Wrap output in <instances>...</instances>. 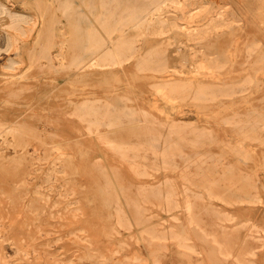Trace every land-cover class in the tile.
Here are the masks:
<instances>
[{
	"label": "rangeland",
	"instance_id": "374dc122",
	"mask_svg": "<svg viewBox=\"0 0 264 264\" xmlns=\"http://www.w3.org/2000/svg\"><path fill=\"white\" fill-rule=\"evenodd\" d=\"M55 1L0 0L7 10H0V264H264V0H172L186 9L168 2L131 33L145 53L159 47L171 69L222 65L216 89L229 96L156 104L154 81L133 63L87 78L99 84L100 98L117 96L116 110L128 115L109 134L126 145L123 160L68 116L67 76L48 73L37 33L11 29L14 18L32 20L48 2L57 10ZM118 1L130 9L159 0ZM91 2L73 0L83 29L108 1L95 0L94 16L86 11ZM58 11L60 37L69 23ZM8 36L18 45L11 59Z\"/></svg>",
	"mask_w": 264,
	"mask_h": 264
},
{
	"label": "bare ground",
	"instance_id": "6f19581e",
	"mask_svg": "<svg viewBox=\"0 0 264 264\" xmlns=\"http://www.w3.org/2000/svg\"><path fill=\"white\" fill-rule=\"evenodd\" d=\"M107 1L108 2L101 5V10H102V12L100 11L101 14L98 17L96 16V19L93 18V19H95V24H93L94 26L89 27L90 26V24H89L88 29H83L82 26H80V23H79L80 20L78 21V19L80 17L77 19L76 11H77V13H80V12H78V10L75 11L73 9V4H74L73 0H65L64 3H61V0L55 1V3L58 5L57 8H55V9L59 10L61 12L62 16L64 17V19H66L67 22L69 23V27L67 29V32H63L60 37H57V24L60 25L56 21V16H55L56 12L55 11H57V10L53 9L55 11H52V8H54V4L49 5L50 1L48 2V7L47 6H46V8L40 7L41 10H39V9L37 10L40 12H38L39 14L35 18H33L32 20H29V21L23 20L24 19L23 17H22L23 19H21V18L17 19L18 17L14 18L13 21H11L12 22L11 29L13 32H15L21 36H25V32L23 30H24L25 26L26 27L30 26L31 32L37 33V43H36L37 45L36 46H39L41 49L40 50L41 53H39V55L41 54L40 57L45 58V59H46V57H48V67H49V68H47L48 73L51 71V73L56 74L55 77L56 76H60V77L67 76V78H65V79H67V86L63 90V93H64V95L66 97V101L68 103V109H69L68 116L71 118L77 119L85 127L86 132L89 134V136L96 137L100 141L102 140L103 143L106 144L109 149H111V151L115 152L118 155H121L122 156L121 158L123 160V157L126 155V152H128L126 145L112 139L109 134L113 130L115 131V130L119 129V127H122L124 125L125 121L128 119V115L123 114V112H120V111L118 112L116 110L115 105H117L118 102H120V100H119V98H117V96L116 97L113 96L109 99L100 98L98 96V93H99L98 89L100 88L99 84H97V85H95V84L88 85L87 84V82H88L87 78H89L97 70L103 71V72H107V71L119 72L120 70H124L127 65H130L133 63L135 70L141 76L145 77V79L148 78V79L154 81L155 84L151 88H152L153 95L156 98V102H155L156 104H158L159 102H162L168 106L169 105H172V106L175 105L176 106V105H180L181 103L188 101L190 99L195 100V101H209L210 100V102H211V101H214L218 98L229 96V93L227 91L225 92V90L223 91V90L216 89L215 81L218 79V77H220V70L223 69L222 65H217V63L215 64V62H214V64L208 63L206 60L207 63L205 61H203V62H205V64L204 65L202 64L203 66H201L199 69H192V70H189L188 72L184 71L183 69H171L170 66H168L167 60L165 59V56L162 53V51L159 49V47H152V48H150V50H148L145 53L143 45L140 44L141 40L139 39V36L131 34L135 30L138 31L139 27H141V25H144V23H146L148 21L149 17L153 16L155 14V12L157 13L159 11V9H161V7L166 6L168 2H173L172 0H162V1L159 0L160 2L156 1L157 3L154 6L149 5V6H145L143 8H141V7L136 8L135 7V8H130V9H127V8L122 9V6L120 7V5H119L120 1H118V0H110V1L107 0ZM39 2H41V1H39ZM183 2H186V1H183ZM83 3H85V2H83ZM91 3L92 4L89 7L85 6V9L87 7L88 9H86V11L89 10L91 16H94V15H96L95 13H97V11H96L97 6L95 5V0H92ZM153 3H155V2L153 1ZM142 4H144V3H142ZM174 4L178 5L177 8L178 7L179 8L184 7L183 11L186 9V6H187L186 3H182L183 5H180V2L177 3L175 1L173 2V5ZM87 5H89V3ZM151 6H152V8L150 9ZM170 6H172V5L170 4ZM165 8L166 7H164V9ZM0 10L3 13H7L6 12L7 10L2 6H0ZM59 11L57 13H59ZM51 14H53V16H51ZM87 14H88V11H87ZM0 15H1V13H0ZM198 16H200V15H198ZM188 17L190 18L191 16H188ZM88 19H90V18H88ZM196 19H198V17ZM151 20H153V19H151ZM197 21H199V20H197ZM189 22H191V21H189ZM92 23H94V22H92ZM228 24H230V23H228ZM148 27H147V29H148ZM208 28H206V29H208ZM203 29H204V27H203ZM171 31H172V29H171ZM194 35H195V32H194ZM162 36H164V35H162ZM143 37L141 36V38H143ZM16 43L17 42H15V40L12 39L10 36H8L6 38L4 51L7 54V56L9 57V59H11L12 56H18L19 55L17 47H16L18 45H16ZM168 43H170V42L168 41ZM56 44H58L59 49H58L57 55L54 56L53 48L56 46ZM167 45L168 44H166V46ZM39 47H38V49H39ZM228 50H229V48H228ZM222 52H224V51H221V53ZM33 56L34 55H32V57ZM172 57H174V56H172ZM204 57L205 56H203L202 58H204ZM227 58H228V56H227ZM204 59H202V60H204ZM30 60H32V59H28V61H30ZM213 60H215V59H213ZM7 62H8V60H7ZM31 62L32 61H30V64H31ZM35 62H37V61L35 60ZM184 62L186 63V61H184ZM38 63H39V61H38ZM43 63H44V61H43ZM219 63H221V62H219ZM16 64H17V62H15L14 60L10 61V66L8 67V69L10 71H15L16 69L14 66ZM39 64H41V63H39ZM42 66H44V65H42ZM196 66H199V65L196 64ZM31 67H32V65H31ZM39 69L36 71L40 72ZM49 69H50V71H49ZM202 70L204 72L206 70V73H204V74H206V76H204V80H206L207 83H203L204 81L203 82L200 81L201 80L200 76L204 75L201 72ZM42 72H41V75H42ZM188 74L193 75V77L191 76L192 80L188 79V81H186L185 77ZM20 77H18V78H20ZM202 78H203V76H202ZM26 81L28 82V80H26ZM113 89L117 90V87L113 86ZM9 99H11V98H9ZM22 102L23 101H21L20 103H22ZM15 104H17V103H15ZM204 104H206V103L204 102ZM9 105L7 107H9ZM134 111H136V110H134ZM139 114H140V112H139ZM48 118L49 117H47V119H46V123L47 124L52 123V121L49 120L51 118H49V119ZM130 119H132V118H130ZM0 126H2V125H0ZM15 127H18V126H15ZM4 128H2L1 130L3 131ZM13 130H11V131H13ZM28 130L29 129H27L25 127L24 129H21L19 131L15 130V131L18 134L19 138H24V137H26ZM8 131L7 132L5 131V132L9 133ZM0 133H1V131H0ZM14 134L15 133H13L12 136ZM7 135H9V134H7ZM14 137H15V135H14ZM15 138L14 139L12 138L13 142H14ZM26 140H28V139H26ZM27 143H28V141H27ZM27 143L25 146H27ZM20 146L21 145H19V147ZM41 146L42 145H40L39 147H41ZM17 147H18V144H17ZM16 149H18V148H16ZM162 149H164V148H162ZM152 150L157 151L155 148V145H153V144H152ZM159 151L160 150L158 149L157 152H159ZM161 153H163V151ZM163 154H161V155L163 156ZM172 154H173V151H172ZM165 155H166V152H165ZM156 156L159 157L158 155H156ZM162 156H161V158H162ZM163 162H164V158H163ZM164 163H163V165H164ZM163 165H162V167H163ZM167 166L168 165H166V168H167ZM164 167H165V165H164ZM64 169L66 170V168H64ZM135 170H136V168H135ZM144 198H146V197H144ZM144 200H142V202ZM165 202H166V200H165ZM119 206H120V204H119ZM149 234H151V233H149ZM147 237H150V236L147 235ZM152 238H159L161 240L162 239H164V240L169 239V237L164 235V234L162 236L157 235V234H152ZM172 239L175 240L176 238L173 237ZM153 240H155V239H153ZM155 241H153V242H155ZM176 243L178 245L180 244V242L178 240H176ZM222 254H225V251H222ZM224 258H226V257H224Z\"/></svg>",
	"mask_w": 264,
	"mask_h": 264
}]
</instances>
